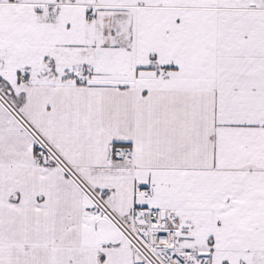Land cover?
Masks as SVG:
<instances>
[{
	"label": "snow or ice",
	"instance_id": "6c2138e0",
	"mask_svg": "<svg viewBox=\"0 0 264 264\" xmlns=\"http://www.w3.org/2000/svg\"><path fill=\"white\" fill-rule=\"evenodd\" d=\"M0 264H264V0H0Z\"/></svg>",
	"mask_w": 264,
	"mask_h": 264
}]
</instances>
